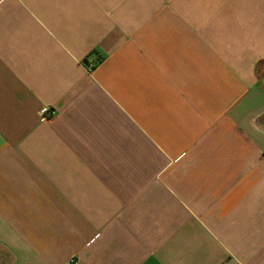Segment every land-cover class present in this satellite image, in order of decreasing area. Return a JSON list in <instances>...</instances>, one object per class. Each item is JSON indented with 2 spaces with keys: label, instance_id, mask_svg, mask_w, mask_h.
<instances>
[{
  "label": "crops",
  "instance_id": "obj_1",
  "mask_svg": "<svg viewBox=\"0 0 264 264\" xmlns=\"http://www.w3.org/2000/svg\"><path fill=\"white\" fill-rule=\"evenodd\" d=\"M0 264H264V0H0Z\"/></svg>",
  "mask_w": 264,
  "mask_h": 264
},
{
  "label": "built area",
  "instance_id": "obj_2",
  "mask_svg": "<svg viewBox=\"0 0 264 264\" xmlns=\"http://www.w3.org/2000/svg\"><path fill=\"white\" fill-rule=\"evenodd\" d=\"M93 68H94V64H93V63H89V64L87 65V69H88V71H92Z\"/></svg>",
  "mask_w": 264,
  "mask_h": 264
}]
</instances>
